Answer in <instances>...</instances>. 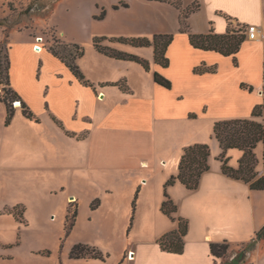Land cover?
I'll use <instances>...</instances> for the list:
<instances>
[{
    "label": "rangeland",
    "instance_id": "obj_1",
    "mask_svg": "<svg viewBox=\"0 0 264 264\" xmlns=\"http://www.w3.org/2000/svg\"><path fill=\"white\" fill-rule=\"evenodd\" d=\"M112 1L0 0V20L3 23L0 25V46H3L4 54L11 47V82L14 83V74L19 78L26 75V86L30 94L33 92L35 82L32 79L38 78L40 59L43 58L45 62L50 57L55 59L50 51L37 53L36 47L41 45L32 49V41L41 42L43 39L47 49L57 42L82 45L85 55L79 65L83 70L85 64L88 66L85 70L94 74L91 69L94 62L92 53L97 49L93 39L100 35L121 36L122 32H130L123 21L128 18L129 12L140 11L134 5L131 9L113 12L109 19L94 16L104 2L110 5ZM33 33L43 37L34 39ZM119 43L133 46L129 42ZM176 45L179 46L171 50L172 65L165 72L180 77L181 82L169 78L175 83V90L167 91L173 100H177L176 103L181 104V112L189 111V118L185 120L181 116V121L176 120L179 124L164 125V128L159 126L148 134L122 127L101 133L100 150L97 140L92 145L91 160H88L90 169L86 168L87 160H82L81 152L73 151L74 155L66 160V140L56 137L44 124L25 117L21 101H12L15 113L9 121L7 105L1 101V97L7 95V88L5 82H0V207L18 205L8 209L11 213L24 208V222L12 215L0 216V264H130L128 260L134 259L138 244L156 240L174 224L177 227L180 216L188 219L194 230L213 235L215 242L227 240L231 243L225 258L227 260L235 256L241 243L254 238L256 228L259 230L264 220V190H251L246 185L244 192L237 187L231 188L232 184L238 185L240 182L224 174L220 160L223 149L214 134L211 137L206 130L209 127L207 122L210 123L211 119L218 118L216 122L232 117L222 116L225 114L219 113L218 109L221 108L217 109L214 103L210 115L205 119H190L195 113H190V110L194 111L190 108H199L197 105L202 101L200 94L213 96L210 91L199 93L200 90H193L194 83L190 82L188 76V65L193 62V56L185 51L182 53L181 41ZM140 50L153 57V45ZM32 65L35 70L31 72ZM24 66L31 68L25 70ZM47 72L50 73V69ZM147 73L156 84L154 61L152 66L150 62ZM109 74L113 76V73ZM135 82L140 84L142 80L135 77ZM145 89L139 92L143 93ZM103 107L105 105L100 108ZM110 109L108 106L107 110ZM46 115H50L47 110L41 116ZM137 118L126 111H121L117 116L121 125H128ZM23 120L32 121L41 128H37L36 132L31 131L23 126ZM136 139L141 140L139 145L134 144ZM179 140L181 143L192 142L188 146L201 143L210 148V169L206 173L207 182L203 190L189 192L181 184V191L172 188L171 194L169 188L174 184L166 186L174 175L176 160L179 166L180 157L175 151ZM232 149L227 154L228 164L238 168L243 151ZM97 152L104 155L99 156ZM136 153L137 158L147 159L148 164L140 165V161H133ZM257 154L260 162L263 157L262 144ZM216 186L226 187L228 191H216ZM166 191L173 202L174 197L181 199L180 206L175 202L178 210L172 215L162 210ZM72 201L74 204L69 208L78 206V213L74 225L67 228L68 206ZM78 244L95 247L102 252L105 261L92 257L73 259L71 252ZM257 248L264 252L263 242H259ZM259 253L252 252L249 258L251 263L258 260Z\"/></svg>",
    "mask_w": 264,
    "mask_h": 264
},
{
    "label": "crops",
    "instance_id": "obj_2",
    "mask_svg": "<svg viewBox=\"0 0 264 264\" xmlns=\"http://www.w3.org/2000/svg\"><path fill=\"white\" fill-rule=\"evenodd\" d=\"M175 1L180 2L181 7H178L174 3ZM195 3L198 4V8L191 12L187 18L189 31L182 32L181 18L183 9ZM103 4L94 15L95 17L104 12V18L109 19L114 14L113 12H118L124 8L131 9L134 5H137V10H140L135 13L129 12L128 18L123 21V25H126V29H129L130 32H122L123 35L121 36L118 34H110L113 36L100 35L101 37H107V39L102 41L104 46H110L119 51H125V53L136 54L148 60L149 63L151 62V66L152 61H154L155 71L160 72L168 79L171 78L173 81L176 79L180 82V77L176 78L171 72H165V69L172 65L171 50L174 46H179L176 44L181 41L182 53L184 54L185 51L189 55L192 54L193 62L188 65V73H190L188 76L190 82L194 83L193 90L195 92L196 90H200L198 91L199 93L210 91L213 97L211 98L207 95L200 94L202 101L197 105L199 108H190L194 111L189 109L190 113L195 112V116L193 118L191 116L190 119H205L210 115L211 105L214 103V105H217V109L218 107L221 108L218 111H220L219 113H224L225 115L222 116L226 118L229 116L232 118H251L253 117L252 112L257 105H262L264 111V0H134L133 4L129 0H114L110 5L106 2ZM250 24L259 26L260 37L257 39L247 37L237 52L236 58L233 55H224L216 50H205L195 47L190 42V32L204 34L213 31L217 34H224L231 27L239 28L244 26V28H247ZM156 34H173L174 36L166 53L167 57L169 56L170 58H168L171 59L168 67H163L157 63L154 53L153 57H151V54H148V52L144 53L140 50L145 46L133 45L134 47H129L127 44L119 43L116 39L119 37H146L151 39ZM40 36L43 37L39 33H33L34 39ZM110 37L114 40H110L112 39ZM31 44L32 49L36 45H41L42 51H49L45 48L44 39L41 42L32 41ZM42 51H37V53H41ZM53 57L63 64L64 67L60 63V65L57 64L55 59L51 57L47 58V62L42 57V59L39 58L40 65L37 69L39 74L37 76L38 78H35V80L32 79L35 83L32 85L34 89L31 94L26 86V82L28 81L26 75L19 78L18 75L15 76L14 74V83H12V86L20 94L22 101H25L36 116L39 117V121L29 119L38 124H44L43 126L50 129L56 137H62L66 140L68 147L66 160H70V157L74 155L73 151L81 152L82 160H87L86 168L90 169L89 161L92 156V145L97 140L100 150L101 133L105 134V131L110 132L112 129L122 127L129 131H140L141 133L145 132L148 134L159 126L164 128V125L171 126L179 124L180 122L177 123L176 120L181 121V116L185 120L189 118L187 117L189 111L181 112V104L176 103L177 100H173L167 91L171 89L172 91L175 90V83L172 82L173 86L171 89L157 82L153 84L147 73L148 71H145V68L136 61L117 59L95 50L92 53L94 62L91 68L94 70V74H89L85 70V67H88L85 64H83L82 70L86 78L90 81V86L83 84L59 58L55 55ZM81 59L82 57L78 59V63H80ZM202 64L208 66L215 65L217 70L215 72L201 74L194 72L192 74L195 67ZM35 65V68H37V63ZM24 67L25 70L31 68ZM47 69H50L51 72L48 73ZM34 70V66L32 65L31 72ZM109 73H113V76ZM135 77L141 79L142 82L140 84L135 82ZM119 81H125L128 89L125 90L119 85H114ZM242 83L252 87L253 90L241 87ZM184 84L186 85V82ZM40 86H42V89ZM144 87H146L145 91L140 93V89ZM115 104L116 107H113ZM100 105H105V108H100ZM108 106L111 107L109 111L107 110ZM46 110L50 112V115L42 117L41 115ZM121 111H126L133 116L136 115L138 118L133 122H129L128 125H121V122L117 120L118 113ZM53 117L60 120L64 128ZM217 119H211L210 123L207 122L209 127L206 132H209L211 137H213L214 122ZM255 119L264 124V115L255 117ZM32 121L26 122L23 120L22 124L27 129L36 132V129L41 127ZM140 143L141 140L138 141L137 139L134 142L137 145ZM191 143H181V140H179L176 144L175 151L177 150V155H179L180 160L181 152L183 154L184 149ZM261 144L263 145V157L257 165L256 171L258 175L256 178L264 176V143H259L257 148H255V152H257ZM231 149H228L227 154L233 151ZM97 155L102 156L104 154L99 152ZM136 155L137 153L134 154L133 161L136 163L140 161V165L148 164L147 159H139ZM178 171L179 166L177 167L176 160L172 174L177 175ZM208 171L203 174L200 185L196 190L188 189L178 180L169 188L170 193L173 194L171 191L172 188H175L173 190L177 189V191H181V184L189 192H198V189L203 190L206 186V173ZM237 181L240 183L238 185L232 184L231 188L237 187L243 192L245 185L251 188L249 182L242 179H238ZM214 188L220 192L228 191L226 187L216 186ZM251 190L264 189L251 188ZM73 198L75 197L73 196ZM174 199L178 206H180L181 203L179 201L181 199L178 200L179 198L175 197ZM72 204H74L73 201L70 202V205ZM14 207H0V216L8 214L15 217L13 213L8 211V209ZM263 225L264 220L260 227ZM175 228H177L176 224L170 226L162 233L169 232V230L171 231ZM256 230L255 233L257 232ZM203 233V231L194 230L192 226H189V232L185 236V251L182 254L164 251L157 242L158 238L152 242L140 243L137 245L136 251L133 254L134 259L128 261H131L130 264H218L217 259L211 253L210 249V243L215 242L213 235H204ZM261 242L264 244V241ZM257 251L260 253L258 260H255L254 264H264V252L259 248L255 250V253ZM73 259L79 260L85 258ZM97 260L105 261L101 259Z\"/></svg>",
    "mask_w": 264,
    "mask_h": 264
},
{
    "label": "trees",
    "instance_id": "obj_3",
    "mask_svg": "<svg viewBox=\"0 0 264 264\" xmlns=\"http://www.w3.org/2000/svg\"><path fill=\"white\" fill-rule=\"evenodd\" d=\"M174 3L178 7H181L180 2L175 1ZM197 8L198 4L195 3L183 9L181 18L182 32L189 31L187 18L189 14L195 11ZM104 16L105 13L102 12L97 16V18L103 19ZM2 24L3 23L0 20V25ZM189 37L191 44L195 47L205 50H216L224 55H233L236 58V54L240 50L242 43L247 39V34L246 28L242 26L239 28L231 27L224 34H217L213 31L204 34L190 32ZM173 38V34H156L153 39L146 37H119L116 39L125 43L129 42L135 46L153 45L155 61L163 67H168L170 65V59L167 57L166 53ZM105 39H107V37H95L93 39L94 46L98 51L117 59L136 61L140 63L147 71L150 70V63L148 60L138 55L119 51L110 46H104L102 41ZM110 40L114 39L112 38ZM61 48H63V52H61ZM10 50L11 47H9V51L4 54V48L2 45L0 46V82H5V88H7L5 89L7 95L2 96L1 101L7 105L8 120L10 121L15 113L11 104L12 101L19 100L22 103L23 114L30 119L39 121V117L36 116V114L25 101H22L20 94L12 86L10 77ZM48 50L62 62H64L83 84L91 86L90 81L86 78L78 63V59L83 57L85 54V49L82 45L78 43L61 44V42H57L56 45L51 46ZM216 70L217 67L215 65L208 66L206 64L197 66L194 69L195 73L200 74L205 72H215ZM155 81L169 89H171L173 86L172 81L158 71H155ZM114 85H119L125 90L128 89L125 81L115 83ZM241 87L253 90L252 87L247 86L245 83H242ZM261 115H264L263 106L257 105L252 112L253 117L220 120L216 121L213 127L214 136L217 138L220 146L223 149V152L220 155L223 172L229 176L249 182L251 188L253 189H264V176L256 178L258 175L256 167L259 163V160L257 158L255 148H257L259 143H264V124L263 122L255 119V117ZM191 116L194 117L195 115L192 114ZM55 120L60 126L63 127L62 122L56 118ZM231 148H239L244 151L243 156L239 160L238 168L231 167L228 164L229 158L227 156V151ZM210 155L211 151L207 144L199 143L186 147L181 156L177 175H173L168 180L166 186L175 184L179 180L188 189L196 190L200 185L203 174L210 169ZM165 196L166 199L163 202L162 210L166 214L172 215V213L177 212L178 206L170 198L167 191L165 192ZM23 211L24 208L19 212L14 211L13 214L15 217L21 218L19 220L24 221ZM77 213L78 206H76L74 209L68 208L66 218L67 228H71L74 225ZM177 221V228L163 234L158 238L157 242L164 251L182 254L185 251V236L189 232L190 223L188 219L181 216L178 217ZM261 241H264V226L257 230L252 240L241 243L240 248L237 250L233 258L228 260L225 259L231 246V243H229L227 240L223 242H211L210 249L211 253L217 259L218 264H253L249 260L250 255L257 249V244ZM71 257H92L105 260L101 251L87 244L76 245L72 249Z\"/></svg>",
    "mask_w": 264,
    "mask_h": 264
},
{
    "label": "built area",
    "instance_id": "obj_4",
    "mask_svg": "<svg viewBox=\"0 0 264 264\" xmlns=\"http://www.w3.org/2000/svg\"><path fill=\"white\" fill-rule=\"evenodd\" d=\"M247 37L250 39H257L260 37V29L256 24H250L246 28Z\"/></svg>",
    "mask_w": 264,
    "mask_h": 264
},
{
    "label": "bare ground",
    "instance_id": "obj_5",
    "mask_svg": "<svg viewBox=\"0 0 264 264\" xmlns=\"http://www.w3.org/2000/svg\"><path fill=\"white\" fill-rule=\"evenodd\" d=\"M39 47V49H37L38 51H42V47H40V46H38ZM37 48V47H36Z\"/></svg>",
    "mask_w": 264,
    "mask_h": 264
},
{
    "label": "water",
    "instance_id": "obj_6",
    "mask_svg": "<svg viewBox=\"0 0 264 264\" xmlns=\"http://www.w3.org/2000/svg\"><path fill=\"white\" fill-rule=\"evenodd\" d=\"M37 48H39V47L37 46ZM17 104H20V102H19V103H17Z\"/></svg>",
    "mask_w": 264,
    "mask_h": 264
}]
</instances>
